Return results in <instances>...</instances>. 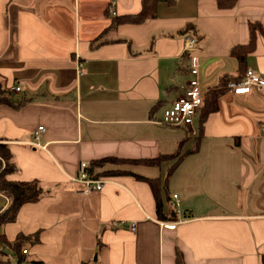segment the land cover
Listing matches in <instances>:
<instances>
[{
    "label": "crops",
    "instance_id": "crops-1",
    "mask_svg": "<svg viewBox=\"0 0 264 264\" xmlns=\"http://www.w3.org/2000/svg\"><path fill=\"white\" fill-rule=\"evenodd\" d=\"M143 11V21L110 29ZM250 22L264 27V0H237L229 11L216 0H0V94L12 104H0V144L18 167L7 179L38 180L45 192L0 233L9 242L36 236L22 249L44 264H175L177 252L184 264H264V88L229 90L207 118L198 152L167 185L178 222L158 221L149 186L132 176L102 177L101 191L86 195L72 193L70 180L82 163L170 155L184 140L190 148L191 128L155 123L190 77L184 37L197 41L203 93L236 73L230 51L249 42ZM245 70L264 79L263 37ZM38 127L40 147H31ZM143 168L108 163L98 172L165 178ZM8 204L0 195V211Z\"/></svg>",
    "mask_w": 264,
    "mask_h": 264
},
{
    "label": "trees",
    "instance_id": "trees-1",
    "mask_svg": "<svg viewBox=\"0 0 264 264\" xmlns=\"http://www.w3.org/2000/svg\"><path fill=\"white\" fill-rule=\"evenodd\" d=\"M167 3H172L174 0H162ZM237 0H216L217 9L220 11H229L235 8ZM108 15V11H107ZM146 18L145 11L137 15H127L125 17H118L113 20L111 28H114L118 24L123 23H139ZM192 27H188L186 32L191 30ZM106 32V31H105ZM105 32L95 40L100 41L103 38ZM249 42L247 44H240L234 46L230 51V57L235 59L238 63V69L233 74H223L220 76L216 86L208 88L202 93L201 105L197 111L195 118L196 135L192 139L190 148L183 150L184 144L187 140H184L178 144L177 150L170 155H160L154 158H141V159H119V158H103L96 161H91L88 171L93 179H100L102 177H116V176H132L137 181L146 183L152 193L153 199L156 205V216L158 221L178 222V213L174 208V202L169 196L167 191V185L170 177L175 170L180 166L183 160L198 152L201 140L204 136V127L207 118L216 113L219 109V100L221 97L229 91V85L231 83H239L244 79L245 64L247 58L254 54L257 47L258 37L264 38V27L258 22H250L248 24ZM101 44L104 41L100 42ZM185 68L183 71H186ZM188 72V71H186ZM10 104L9 100L3 93L0 94V104ZM17 107V106H16ZM171 162L167 169L166 177L161 181L159 178H146L137 175L129 170H108L98 172V169L102 168L105 164L113 163L114 165H135L156 167L163 162ZM3 165V166H2ZM0 195L9 201L8 206L0 211V228L6 224L13 223L16 220L19 209L26 204H35L44 197V190L41 187V183L38 180H32L28 182L9 181L8 176L14 175L18 172V167L14 161V156L10 150V147L5 144H0ZM35 242L36 236H23L19 234L13 242H9L3 234L0 233V247L1 253L4 254V250H12L15 252L14 258L16 263L27 264H44L38 260H29L22 254V247L26 241ZM28 252V251H27ZM0 264H10L8 261L0 260ZM91 264H98L93 262ZM175 264H184L181 253L177 252L175 256Z\"/></svg>",
    "mask_w": 264,
    "mask_h": 264
},
{
    "label": "built area",
    "instance_id": "built-area-1",
    "mask_svg": "<svg viewBox=\"0 0 264 264\" xmlns=\"http://www.w3.org/2000/svg\"><path fill=\"white\" fill-rule=\"evenodd\" d=\"M196 51V39L192 36H185L181 59H184L189 64L188 73L190 75V81L182 86L183 90L181 96L175 99L169 107H165L163 109L161 120L155 122L170 128L180 129L189 127L191 128L193 135L196 134L194 122L202 101V92L199 81V59L194 55ZM82 68V62L77 60L75 62V70L78 76L82 75ZM252 87L264 88V79L254 74L251 70H247L244 79L239 83H231L229 85V90L236 95H240L249 93ZM12 90L19 92L20 88L15 86L12 88ZM43 132L44 128L38 127L33 135V142L30 143L31 147H40L37 141L39 135ZM70 180L74 185L72 193L85 195L94 191H101L105 183V181L102 179L97 180L92 178V176L89 174L88 165L86 163H82L80 165L78 175ZM171 198L174 202V208L178 210L180 207L178 196L172 195ZM162 226L167 229H173L174 227L171 224H162ZM131 229H135V224H131ZM22 254L27 256V250H23Z\"/></svg>",
    "mask_w": 264,
    "mask_h": 264
},
{
    "label": "rangeland",
    "instance_id": "rangeland-1",
    "mask_svg": "<svg viewBox=\"0 0 264 264\" xmlns=\"http://www.w3.org/2000/svg\"><path fill=\"white\" fill-rule=\"evenodd\" d=\"M176 76H178V75H176ZM183 78L186 79V80L183 79L185 82L190 81V77L187 76V75H185ZM188 134L190 136V133H188ZM188 146L184 147L183 149L188 148ZM169 165L170 164H168V165L166 164V165L163 166L161 164V165L156 166V167H146V166H143L144 168L138 170V172H140L141 174H146V175L147 174H150L152 177H159V176L162 175V178H164V177H166V174H167L166 171H167ZM0 251H1V247H0ZM0 260H2V261H8V262H10V264H15L16 263L13 253L10 250H8V249H5L4 250V254L0 252Z\"/></svg>",
    "mask_w": 264,
    "mask_h": 264
}]
</instances>
